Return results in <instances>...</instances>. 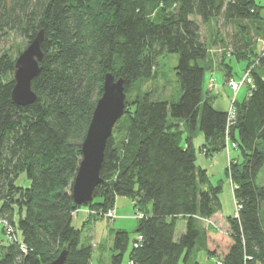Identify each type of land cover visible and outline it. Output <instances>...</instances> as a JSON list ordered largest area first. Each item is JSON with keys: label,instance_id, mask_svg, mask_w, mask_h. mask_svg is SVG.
<instances>
[{"label": "trees", "instance_id": "trees-1", "mask_svg": "<svg viewBox=\"0 0 264 264\" xmlns=\"http://www.w3.org/2000/svg\"><path fill=\"white\" fill-rule=\"evenodd\" d=\"M156 3L164 7L158 13ZM261 7L255 0H0V40L16 31L29 42L43 32V58L31 80L35 101L16 104L13 78L0 80V218L18 220L19 243L27 248L22 253L19 243L4 246L0 264H43L64 247L63 264H90L92 248L81 242L73 213L84 206L98 218L117 196L130 198L141 214L135 232L142 240L137 247L132 240L129 264H198L191 253L199 237L221 264L261 263L264 194L257 179L264 169V57L248 53L249 29L242 23L259 22ZM219 15L236 24L231 54L239 61L244 53V70L250 68L253 81L241 102L233 100V118L213 107L202 90L211 67L205 65L207 46L195 17L206 22ZM163 52L178 54V99L168 102L143 92L133 101L132 110L121 116L120 141L114 128L106 140L102 181L92 193L97 203L76 205L71 187L104 74L121 77L126 95L136 81L154 76ZM13 63L1 54L0 75L13 73ZM225 64L227 80L230 63ZM177 120L203 135L205 155L224 150L226 140L242 154L241 163L230 162L240 208L226 217V229L200 228L199 218L219 212L220 188L197 165ZM177 218L185 227L175 238ZM127 245L128 232L116 230L111 264L121 263Z\"/></svg>", "mask_w": 264, "mask_h": 264}, {"label": "rangeland", "instance_id": "rangeland-1", "mask_svg": "<svg viewBox=\"0 0 264 264\" xmlns=\"http://www.w3.org/2000/svg\"><path fill=\"white\" fill-rule=\"evenodd\" d=\"M255 1L260 6H262L260 9V15L264 17V0ZM163 8L164 7H162L159 3H156V5H154V12L158 13ZM195 20L199 24L200 36L206 42L207 46L205 65L207 69L208 66L212 68L211 70L208 69V71H206L204 75V81L202 85L203 97H205V95L207 94L209 97L214 99L212 103L214 107L224 111H228L231 105H233L232 103L236 97L237 91H234L227 86V82L231 77L227 78V80L224 79L226 77V75H224V67H226L225 63L229 61L233 69L234 80L236 81H240L245 71H248V68L244 70L248 62L247 59H244V53L240 57L241 60L239 61H237V59L231 54L235 50L232 45V43L235 41L234 39L232 41V34L236 29V24H234V21L232 22L224 20L221 15L213 17L206 22H202L198 17H195ZM262 20L264 21V18ZM263 21L242 22L249 29V33L246 37L250 42L248 52L250 56L257 53L259 57H264ZM259 27L261 28L259 29ZM27 44V39L21 37L16 31H10L0 40V55L7 54L9 58L14 61ZM156 60L157 61L154 70V76L147 80L139 79L125 95L127 107L125 108L124 106V112L132 110L133 101L143 92H151L154 98L165 100L168 102H172L178 99L180 88L175 72V66L178 61V54L163 52L159 54ZM260 66V73L264 75V59ZM211 72H213L215 85L208 87V78ZM12 78L13 73L8 74L7 76L0 75V80ZM246 88V85L241 86V91L237 99L241 97V92H243V90L245 91ZM168 118L171 119L170 114H168ZM123 124L124 120L122 117H120L113 126V135L116 138L115 140L117 142L122 138ZM196 137L193 138L196 163L202 168H207L211 184L213 186H219L220 188L218 193L220 209L218 213L224 220L227 216H235L237 203L233 198L230 162L237 161L238 163H241L243 160L242 154L239 150H236L235 147L231 146L230 141L226 140V147L223 150L224 153H220L218 157L215 158L214 166H212L213 164L210 165V161L208 158H205L204 156L199 154L197 142L198 140ZM203 153L205 152L203 151ZM257 182L261 186L264 185V169L259 174ZM97 201V196H94L92 199V203H97ZM81 208H85L88 210V208L84 206L78 208L77 210ZM113 208H115L116 212H114ZM77 210H75V212H77ZM93 212L94 211L89 212L90 216L93 215ZM135 214H137V209H134L133 201L125 196H117L112 208L107 209L105 212H99V215H97L98 219L96 222V226L93 227L92 221H88L85 223L83 230L81 228V241L83 242L85 240L91 245L93 244L90 264H111L113 235L116 230H124L128 232V245L125 252L123 253L122 261L120 264H129V255L131 251L132 240L140 235L135 232L136 226L138 224V217H136ZM4 218L5 217L0 218V249L8 245V243L4 240L6 236L5 225H3L1 222V220H4ZM199 222L200 228L211 227V229H214L213 227L217 226L219 228L226 229L228 227L225 224L227 223L226 220L221 224L218 222H214L209 218V223H207L205 222L204 218H199ZM7 223V225H10L9 228L12 231V234L16 235V237L20 241L21 232L18 227V220L14 222H10L8 220ZM184 227V220L177 218L175 224V238L180 235V233L184 230ZM141 240L138 241V243L141 242ZM191 255L198 262V264H218L219 262V258H213L207 254L202 237L197 238L195 247L192 249ZM259 264H264V260Z\"/></svg>", "mask_w": 264, "mask_h": 264}, {"label": "water", "instance_id": "water-1", "mask_svg": "<svg viewBox=\"0 0 264 264\" xmlns=\"http://www.w3.org/2000/svg\"><path fill=\"white\" fill-rule=\"evenodd\" d=\"M42 40L43 32L40 30L14 60L11 99L18 105L25 106L36 99V94L31 89V80L38 74V63L43 58ZM124 101L123 79L115 78L111 72H106L101 95L96 101L80 145L81 159L71 187L72 198L76 205L89 204L94 188L102 181L100 168L106 140L111 135L114 124L124 113ZM259 216L264 227V198L260 205ZM66 254L67 249L64 247L55 258L43 264H63ZM161 264H167V260H163Z\"/></svg>", "mask_w": 264, "mask_h": 264}, {"label": "crops", "instance_id": "crops-1", "mask_svg": "<svg viewBox=\"0 0 264 264\" xmlns=\"http://www.w3.org/2000/svg\"><path fill=\"white\" fill-rule=\"evenodd\" d=\"M264 17H262L261 15H260V19L261 20H259V22H262ZM264 22V21H263ZM264 44V43H263ZM212 68H210L209 70H211ZM227 71H230V73H231V78H233L234 79V77H233V69H232V67H231V65H230V69H227ZM221 72V71H220ZM222 73V72H221ZM240 91H241V87L239 88V90H237V92H236V97H235V100L237 101V102H241L244 98H245V96H246V92H247V88H246V90L244 91L243 90V92H241V97L239 98V99H237V97H238V95L240 94ZM206 96H208V95H205V98H206ZM213 98H211V97H209V102L212 104L213 103ZM213 105V104H212ZM214 107V106H213ZM216 108V107H215ZM216 109H218V108H216ZM219 110H221V109H219ZM176 123H178V126H179V128L180 129H182L183 130V138H185V137H189L190 138V142H191V145H192V147L194 146V144H193V138H195L196 136V138H197V142H198V151H199V154L200 155H202V156H204L205 158H208L209 159V161H210V165H212V166H214V160H215V158H217L218 157V155L220 154V153H224V151L222 150V151H220V152H216V153H214V154H212V155H209V156H207V155H205V153H203V151L201 150V145L203 144V142H204V140H203V135L196 129L194 132H189L188 131V129L186 128V126H185V124H184V122L183 121H180V120H178V121H175ZM193 149H194V147H193ZM222 156V155H221ZM211 166V167H212ZM204 169H206V172H207V175H208V170H207V168H204ZM208 177H209V175H208ZM20 178H22V176L20 177ZM210 178V177H209ZM23 179V178H22ZM114 209V212H116V210H115V208H113ZM92 216V217H91ZM90 216V214H89V210H87V209H85V208H81V209H79V210H77V212H75V213H73V218H72V224H73V226L75 227V228H77V229H80V231H81V228H82V230H83V228H84V225H85V223L86 222H91L92 221V225H93V227L94 226H96V222H97V219L98 218H96V217H94V215H91ZM180 219H182V218H180ZM211 220H213L214 222H218V223H223V221H225L223 218H222V216L219 214V213H217V214H215L213 217H211L210 218ZM182 220H184V219H182ZM184 222H185V220H184ZM227 226H228V224L227 223H225ZM210 226V225H209ZM207 228H210V227H207ZM184 231V230H183ZM182 231V232H183ZM82 242V241H81ZM83 243H88V244H90L89 242H87V241H83ZM91 245V244H90ZM93 245V244H92ZM92 245H91V248H92ZM91 254H92V252H91ZM91 259V258H90Z\"/></svg>", "mask_w": 264, "mask_h": 264}, {"label": "built area", "instance_id": "built-area-1", "mask_svg": "<svg viewBox=\"0 0 264 264\" xmlns=\"http://www.w3.org/2000/svg\"><path fill=\"white\" fill-rule=\"evenodd\" d=\"M253 81L250 75V69H248V71L246 70L245 73L243 74V77L240 81H236L233 78H230L227 82V86L230 87L231 89H233L234 91H237L241 86L246 85V86H250L252 85ZM215 85V81H214V77H213V72L210 73L209 78H208V87L210 86H214ZM229 117L233 118V115L235 113V109L233 107V105H231V107L229 108ZM232 147H235L234 143H231ZM237 203V202H236ZM240 208V205L237 203V209H236V215L238 212V209ZM136 217H141L140 213L135 214ZM205 219V218H204ZM2 224L5 225V229H6V236H5V241L10 244V243H19V239L16 237V235L12 234V231L10 230V225H7L8 220H6L4 218V220H1ZM205 222L209 223V219H205ZM8 227V228H7ZM142 239L141 235H138L136 237V241L133 242V247H137L138 245V241H140ZM1 244V243H0ZM20 249L22 253H26L27 248L19 243ZM218 264H221V262L219 261Z\"/></svg>", "mask_w": 264, "mask_h": 264}]
</instances>
